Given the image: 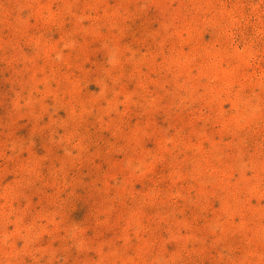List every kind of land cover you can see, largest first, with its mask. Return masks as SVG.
I'll list each match as a JSON object with an SVG mask.
<instances>
[{"label": "rangeland", "instance_id": "obj_1", "mask_svg": "<svg viewBox=\"0 0 264 264\" xmlns=\"http://www.w3.org/2000/svg\"><path fill=\"white\" fill-rule=\"evenodd\" d=\"M0 264H264V0H0Z\"/></svg>", "mask_w": 264, "mask_h": 264}]
</instances>
